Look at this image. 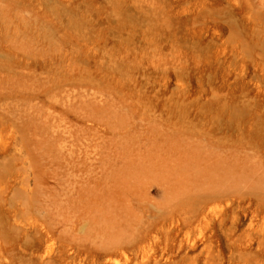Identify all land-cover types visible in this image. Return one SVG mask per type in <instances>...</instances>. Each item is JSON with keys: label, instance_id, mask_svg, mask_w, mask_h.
Returning a JSON list of instances; mask_svg holds the SVG:
<instances>
[{"label": "rangeland", "instance_id": "rangeland-1", "mask_svg": "<svg viewBox=\"0 0 264 264\" xmlns=\"http://www.w3.org/2000/svg\"><path fill=\"white\" fill-rule=\"evenodd\" d=\"M0 264H264V0H0Z\"/></svg>", "mask_w": 264, "mask_h": 264}, {"label": "bare ground", "instance_id": "bare-ground-1", "mask_svg": "<svg viewBox=\"0 0 264 264\" xmlns=\"http://www.w3.org/2000/svg\"><path fill=\"white\" fill-rule=\"evenodd\" d=\"M172 176H173V174H172V175L170 174V176L167 175V178L165 177V180L169 179V178L172 177ZM163 177H164V174H163ZM171 179H172V178H171Z\"/></svg>", "mask_w": 264, "mask_h": 264}]
</instances>
